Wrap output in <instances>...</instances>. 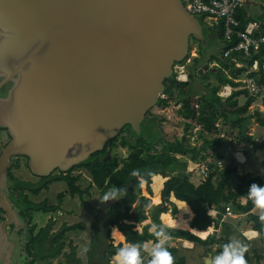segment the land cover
Returning <instances> with one entry per match:
<instances>
[{
	"label": "water",
	"instance_id": "obj_1",
	"mask_svg": "<svg viewBox=\"0 0 264 264\" xmlns=\"http://www.w3.org/2000/svg\"><path fill=\"white\" fill-rule=\"evenodd\" d=\"M204 38L182 0H0V88L11 83L0 127L13 134L0 153V243L17 220L3 192L11 159L49 177L127 125L139 133L190 39Z\"/></svg>",
	"mask_w": 264,
	"mask_h": 264
},
{
	"label": "trees",
	"instance_id": "obj_2",
	"mask_svg": "<svg viewBox=\"0 0 264 264\" xmlns=\"http://www.w3.org/2000/svg\"><path fill=\"white\" fill-rule=\"evenodd\" d=\"M240 29H243L249 19L245 18L242 8L236 13ZM203 24L202 18H198ZM258 22V21H257ZM262 29V28H261ZM264 33V30H262ZM212 34L221 41L220 56H204L200 53L192 58L188 67V82L179 84L174 75L165 80L163 94L172 96L176 88V103L180 104L177 115L184 120H192L202 127L198 134L200 145H191L189 141V131L191 125L186 121L177 123L180 132L172 139H168L162 129L164 118L155 113L147 112L140 126L139 133H136L127 125L123 128L121 135L108 141L102 150L94 153L88 159L75 165L67 172L55 171L49 177L38 178L35 183L23 181L13 175V169L19 167V157L11 159V166L8 168L4 182L3 192L8 201L17 208L19 217L24 221L27 230V242L24 252L27 256V264H52L53 260L62 257L61 264H83L77 257L75 247L71 242H66L67 232L81 229V225L65 226L58 231L52 232L54 221L49 219L44 227L36 233V225L31 224L32 214L35 212H57L59 204L63 200L64 194L59 193L58 204L48 205L46 201L35 203L30 196H37L41 191L47 190L54 182H64L70 197H78L81 201L90 196L92 188H96L103 194L113 186L127 188V193L123 199L111 202L106 206L105 212L99 213V230L96 231L95 238L91 241V247L87 252L88 261L86 264H110L112 258L116 256L117 249L126 243H138L142 246L141 256L144 254L145 244L156 243L157 238L152 231H149L151 224L164 225L170 233V239L164 243L173 257V264H186V258L180 255L176 247L169 246L173 240L180 239L199 246L206 255L215 256L225 243L230 241L231 232L224 230L223 236H219L215 231L202 239L188 230L176 229L163 224L160 215L171 212L172 216L177 213L176 206L171 203V195L178 201L187 203L190 207L193 218L190 227L198 231H206L208 228H218L219 221L225 213V207L230 205L238 214H245L250 222L251 229L258 233L260 239L264 238V221L251 212L252 205L244 206L238 203L241 195H244V184L236 191L225 193V188L230 169L217 174L212 170L209 176L198 185L190 182L187 172L188 162H196L211 157L213 160L222 159L221 148L226 144L246 151L253 143L248 135L249 125L255 120L259 127L264 128V113L255 109L250 112V106L256 97L249 96L245 90L235 89L229 97L222 98L219 91L224 85L233 88L239 86L234 80L244 72L245 68H235L231 58H224L223 53L231 45L227 44L222 37L221 24L217 25ZM194 40V39H193ZM235 43V42H234ZM202 46V44H201ZM191 49V48H190ZM204 49V47H202ZM189 56V54H188ZM256 58V57H254ZM217 63L207 71L200 72L205 63ZM252 61L248 62L251 64ZM213 76V81L209 76ZM254 76V75H253ZM260 75L259 82L263 80ZM245 97V102L239 104L238 98ZM193 101L197 102L198 109H193ZM167 100L158 99L157 107H165ZM226 127L224 137H219L217 121ZM0 129H4L1 128ZM5 130V129H4ZM207 134H214L209 136ZM125 150L126 156L119 158L118 154H113L115 150ZM110 158L107 159V155ZM26 162L27 158L23 157ZM26 167L27 163H26ZM213 166H210L212 168ZM133 169H137L139 176L130 175ZM75 170H82L89 176V182L85 187L81 185L83 181L82 173L73 174ZM161 175L167 178L163 183L160 198L161 203L152 205L151 199L142 193L141 183L145 182V191L152 196V178ZM142 177V178H141ZM218 177V181L215 178ZM246 184V183H245ZM147 205H151L148 207ZM12 206V207H13ZM216 209V217L208 215V210ZM4 210L0 208V224L4 221ZM131 223H124L123 221ZM116 226L123 234L124 244H113L110 238L111 228ZM222 237V239H220ZM68 246V251L64 248ZM151 255L148 254L143 264H149ZM247 264H250V257L245 253Z\"/></svg>",
	"mask_w": 264,
	"mask_h": 264
},
{
	"label": "rangeland",
	"instance_id": "obj_3",
	"mask_svg": "<svg viewBox=\"0 0 264 264\" xmlns=\"http://www.w3.org/2000/svg\"><path fill=\"white\" fill-rule=\"evenodd\" d=\"M260 12H264V11L260 9ZM260 20H264V16H262ZM202 26H203V34L205 37H207L209 31H211L212 29L211 28L209 29V27L206 25L205 22H203ZM213 29L215 30V28ZM206 41L204 42L205 44L204 49H202L203 45L201 46V43L199 41L190 39L191 49L189 50V55H193L194 53H196V55L198 56L200 53H203L204 56H209L211 54H215V56H220V53L218 52L219 50L214 45L215 40L210 41L211 44L208 42V45H206ZM205 46H208L209 49H207V47L205 48ZM213 51H215V53H213ZM209 67L212 68L214 66L209 64ZM209 78L211 81L214 82L212 75H210ZM165 108H168V106ZM165 108L155 106L153 107V109L150 110V112L156 113L158 110ZM174 115H175L174 110L173 111L168 110L167 112L160 115L162 118H164V122L162 123V129L166 133L168 139H172L180 132V126L176 124L177 120ZM7 141L8 140L6 139L0 142V153L3 148V144H6ZM262 153H263L262 150L257 152L258 155H261ZM113 154H118L119 158L121 159L126 156V151L122 149L121 150L118 149L116 151L114 150ZM18 160H19V167L13 169V175L16 178H19L23 181H29L32 183L37 182L38 178L35 177L30 172L28 167H26V163H27L26 160L23 157H19ZM78 173H82L83 181H81V185L85 187L90 180L89 176L85 171L82 170L73 171L74 175ZM59 193L64 194L63 200L59 204V211L54 213L35 212L32 214L31 224L36 225L35 233L41 227H44L49 219H52L54 221L52 232L58 231L63 225L68 227V226L80 224L81 229L74 230L66 234L67 236L66 242L67 243L71 242L72 246H74L76 249L75 250L76 255L80 259L81 263L86 264L88 261L87 252L89 250L88 241L92 235L91 223L93 222L95 215H97L100 211L102 214L105 212V210H100L103 205L99 204V202H103L100 199L102 194L96 188H92L90 191L91 193L90 196L86 197L85 195L84 196L85 200L81 201L80 199H78V197L72 198L69 196L67 192V186L64 182H54L51 185H49V188L47 190L41 191L37 196L31 195L30 199L35 203L46 201L48 205L54 206L58 204L57 196ZM162 217L164 220V216ZM14 224H16V231L19 230V228H24V225L21 224L20 222L18 223V220H15ZM18 225L19 227L17 228ZM6 231L8 234H10L9 236L6 235L5 237L7 241L5 245L8 246L7 247L8 250H6V253L9 255L10 260L12 261L11 264H26L25 253L22 250L24 244L23 235L14 234L11 228H8L7 226H6ZM110 238L112 239L113 244L116 245L117 243L112 238L111 232H110ZM232 239L240 240L243 239V237L241 238V234L238 231H235L231 236L230 240ZM153 246L154 244L151 242L145 244L144 254L141 256L142 264L146 256L150 254V250ZM64 250L68 251V246H66ZM248 252L250 256V264H264V238L259 240L257 236L256 241H254L252 245L248 247L247 253ZM179 253L180 255H183L186 258V264H205L204 258L209 257V255H206L204 253V250L201 249V247L199 246H195L193 250H191V253L188 255L185 253L184 248L181 245H179ZM259 254L262 255L261 260L257 259L256 257ZM5 259L6 258H4L3 260ZM59 261H62L61 257L54 259L52 263L58 264ZM110 264H117V263L116 262L114 263L112 259Z\"/></svg>",
	"mask_w": 264,
	"mask_h": 264
},
{
	"label": "built area",
	"instance_id": "obj_4",
	"mask_svg": "<svg viewBox=\"0 0 264 264\" xmlns=\"http://www.w3.org/2000/svg\"><path fill=\"white\" fill-rule=\"evenodd\" d=\"M247 2L248 0H182L185 11L191 16L202 18L208 27L221 24L223 40L231 45L224 51L223 57H232L231 61L235 68L246 69V72L234 80L239 84L238 87L233 88L229 85H224L221 88L218 94L222 98L229 97L235 89L245 90L249 96L256 98L264 94V78L259 82L260 75L264 77V33L262 32L260 23L255 20L247 22L245 27L240 29L239 21L236 18L237 11L243 8ZM194 57H197L195 53L173 65V75L179 84L188 82V67ZM250 61L252 63L248 64ZM213 66L216 67L217 63H214ZM176 95V88L172 96L161 93L159 98L167 100L165 107L168 106V108L163 107L165 109H160L155 114L160 116L168 110H174V116L178 121H186L191 125L188 135L189 141L191 145H197V137L202 131V127L192 120H184L181 116L177 115L180 104L176 103ZM193 109L195 111L198 109V104L195 101H193ZM216 135L224 137L221 133ZM259 144L264 146V140H261ZM192 165L194 166L192 170L199 174L202 182L209 176L212 170H221L223 167L221 160H216L213 163L209 159L192 162ZM210 166L213 167L210 168ZM232 214L231 208L226 206L225 215L233 216ZM208 215L211 216L210 213Z\"/></svg>",
	"mask_w": 264,
	"mask_h": 264
},
{
	"label": "crops",
	"instance_id": "obj_5",
	"mask_svg": "<svg viewBox=\"0 0 264 264\" xmlns=\"http://www.w3.org/2000/svg\"><path fill=\"white\" fill-rule=\"evenodd\" d=\"M260 9L264 11V0H262V1L261 0H248L247 4L242 8V12L244 13L246 19H249V20L251 19L250 21H252V20L258 21L261 25L262 30H264V20H260L261 17L264 16V12H260ZM210 28L212 30L209 31V34L207 35V37L204 38L205 41L207 40L206 45H208V42L211 44L210 41L215 40L214 45L220 51L221 46H222L221 41L218 40V38H216V36H214L212 34V32L214 30L213 28H216V26L209 27V29ZM206 47H207V49H209L208 46H205V48ZM213 53H215V51H213ZM211 55H215V54H211ZM214 63H216V62H213L211 65L213 66ZM245 99H246L245 97L238 98L239 104L240 105L243 104L245 102ZM255 109H258L260 112L264 113V94L255 98V101L250 106V112H253ZM177 122L179 123L180 121L177 120ZM217 127H218L219 133H221L222 135H225L227 128L225 126L224 127L222 126V123L220 122V120L217 121ZM248 128H249L248 135L252 138L251 142L253 144L250 145L248 148H246L245 152H242V150L236 148L235 146H231L228 144L223 146L221 148V153L223 156H222V159H220L223 163V167L221 170L217 169L216 172H217V174H220V173L224 172V170H226V169H230L232 171L228 177V180H227L225 193L234 192L242 184H244L245 193H244V195L240 196V198L238 199V203L242 206H244L246 204H251L252 210L250 213L257 215L259 217L260 213H261V209H259L253 203V201L251 199L247 198L246 195H247L248 187L251 183L255 182L257 185H264V146L259 144V142L261 140H264V128L259 127L255 120L251 121ZM207 135L212 136L213 134H207ZM200 144H201V140H198V138H197V145H200ZM261 150L263 151V153L261 155H258L257 152H259ZM237 151L242 152L244 157H245V162L243 164L238 163L234 158V153ZM206 159H209L213 163H214V161H216V160H213L211 157H207ZM193 167L194 166L192 165V162H188L187 172L189 173L190 182L193 183L194 185H198L202 181H201L199 174L196 173L194 170H192ZM155 177L163 178L161 175H157ZM155 177H153V178H155ZM166 179L167 178H163V182L161 184V187H160L157 195L154 194L153 189H152V184H151L152 196H149L146 193L145 182L141 183L143 195L149 197L150 199H151V197H158L157 203H153L152 199H151L152 205H158L161 203L160 194H161V190L163 189V183L166 181ZM215 180L218 181V177H216ZM170 201H171V203H173L176 206L177 213L175 216H172L170 211L167 213L161 214L160 220L163 224H165V221L162 219V216L169 215L172 219H175L176 216L178 214H180L179 211H181V208L183 206L185 207V205H186L185 202L176 200L173 195H171ZM228 206L231 208L233 216H226L224 213L222 215L220 221H219V225H218L217 229H215L214 227H211L210 228L211 231L196 232V231H192L191 229L186 227L187 226L186 223L182 227H176V229L188 230L191 233L195 234L196 236H198L202 239L206 238L209 234H212L214 231L219 236H223V233H224L223 231L226 229L230 230L231 236L233 235V233L235 231H238L241 234V238L243 237V239H240V240L243 243L247 244L248 247L251 246L252 243L254 241H256L258 233L251 229L250 222L247 220L245 214H238L237 212L234 211V209H232V207L230 205H228ZM208 213L211 214V217H216V215H217L216 209H214L213 207H211L208 210ZM192 218H193V216H192ZM192 218L189 219L188 217L184 216V219H186V221L188 222L189 227H190V223H191ZM166 226H168V225H166ZM172 228H175V227H172ZM6 235L9 236L7 231H6ZM231 236H230V238H231ZM220 239H222V237H220ZM258 239L261 240L259 238V236H258ZM5 241L3 243H0V259L4 262L9 263L11 260H10L9 255L6 253V250H8L7 249L8 246L5 245V243L7 242V241L6 242ZM116 243L117 244H119V243L124 244V237H123L122 241H119V242L116 241ZM177 244L181 245L184 248L185 253L188 255L191 253V250H193V248L195 247L192 243H190L188 241L180 240V239H176V240L171 241L169 243V246L176 247L179 250V245H177ZM248 255H249V252H248ZM2 257L6 258V259L3 260L4 258H2ZM256 257H257V259H260V260L262 259V255H260V254L257 255ZM112 259H113L114 263L115 262L117 263L116 256H114Z\"/></svg>",
	"mask_w": 264,
	"mask_h": 264
},
{
	"label": "clouds",
	"instance_id": "obj_6",
	"mask_svg": "<svg viewBox=\"0 0 264 264\" xmlns=\"http://www.w3.org/2000/svg\"><path fill=\"white\" fill-rule=\"evenodd\" d=\"M235 160L243 164L245 162V157L242 152L237 151L234 153ZM132 176H139L140 173L137 169H133L130 173ZM142 178V177H141ZM127 193V188H121L119 186H113L101 196L100 205L105 204L108 201H119L123 199L124 195ZM247 198L251 199L253 203L261 209L259 219L264 221V185H257L255 182L251 183L248 187ZM150 207L151 205H147ZM184 213L188 215L191 219L194 215L187 203L185 208L182 209ZM165 224L169 227L174 225V221L169 219L167 216L164 217ZM128 224L130 221H123ZM187 227L192 231L199 232L198 230L189 227L188 222L185 221ZM149 231L154 233L157 241L150 250L151 259L149 264H173V257L166 247H164V242L168 241L170 233L166 230L164 225H158L152 223ZM204 231V230H202ZM206 231H211L208 228ZM112 234H120L119 238L123 239V234L119 231L116 226L111 229ZM141 248L142 246L138 243H126L124 246L119 247L116 252L117 264H142L141 261ZM248 250V245L243 243L239 239H232L223 245L222 250L215 256L205 257V264H247L245 259V253Z\"/></svg>",
	"mask_w": 264,
	"mask_h": 264
},
{
	"label": "flooded vegetation",
	"instance_id": "obj_7",
	"mask_svg": "<svg viewBox=\"0 0 264 264\" xmlns=\"http://www.w3.org/2000/svg\"><path fill=\"white\" fill-rule=\"evenodd\" d=\"M191 44V43H190ZM217 57H219V56H217ZM0 81H1V78H0ZM10 87H11V83H6L5 85H3L1 88H0V99L1 98H5L6 97V94H7V92H8V90L10 89ZM1 131H0V133H1V136H0V142L3 140H8L7 141V143L11 140V138L13 137V134H11V133H8V131L5 129H0ZM5 134H6V136H5ZM6 143V144H7ZM6 144H3V146H5ZM38 178V177H37ZM11 204V203H10ZM108 204H110L109 203V201L108 202H105V204H103V206L105 207V208H101L100 210H105L106 209V206L108 205ZM11 206H13V204H11ZM102 206V207H103ZM14 210H15V212H16V215H17V220H18V223L20 222L21 224H23L24 225V228H19V230H17L16 231V224H10V226H7L8 228H11V230H12V232L14 233V234H16V235H23V237H24V244H23V248H22V250H23V252H24V248H25V246H26V242H27V230H26V225L24 224V221L19 217V215H18V213H17V208L16 207H12ZM99 210V211H100ZM101 212V211H100ZM99 212V213H100ZM99 213L97 214V215H95V218H94V220H93V222L91 223V229H92V235H91V237H90V239H89V241H88V246H89V248L88 249H90V247H91V241H92V239L93 238H95V236H96V231L95 230H99V223H96V220L97 219H99ZM4 217H5V214H4ZM170 217V216H169ZM171 218V217H170ZM77 225V224H76ZM73 226V225H72ZM19 227V225L17 226V228ZM74 231V230H73ZM71 232V231H70ZM67 233H69V232H67ZM12 234V233H11ZM8 235H10V234H8ZM70 243V242H69ZM9 244V243H8ZM67 245H68V243H67ZM74 247V246H73ZM65 249V248H64ZM76 250V249H75ZM65 250H63V252H64ZM25 253V252H24ZM25 257H26V261H25V263L27 264V262H28V258H27V256H26V254H25ZM62 258V257H61ZM88 259V258H87ZM62 261H63V258H62ZM62 261H59L58 262V264H61V262ZM11 264L12 263V261H10L9 263L8 262H4V261H2L1 259H0V264ZM53 264V263H52Z\"/></svg>",
	"mask_w": 264,
	"mask_h": 264
},
{
	"label": "bare ground",
	"instance_id": "obj_8",
	"mask_svg": "<svg viewBox=\"0 0 264 264\" xmlns=\"http://www.w3.org/2000/svg\"><path fill=\"white\" fill-rule=\"evenodd\" d=\"M162 182H163V178H160V177H155L152 179V189H153V192L155 195H157V193L161 187ZM151 199H152L153 203L158 202V197H151ZM183 208H185V207L183 206L181 208V211H179L180 214H178L175 219L170 218L169 215H164V217L167 216L169 219L174 221L173 227H182L183 225H185L186 219H184V216L188 217V215L183 212V210H182ZM162 219H163V217H162ZM111 235H112V238L118 242L123 240V239L119 238L120 234H111Z\"/></svg>",
	"mask_w": 264,
	"mask_h": 264
}]
</instances>
